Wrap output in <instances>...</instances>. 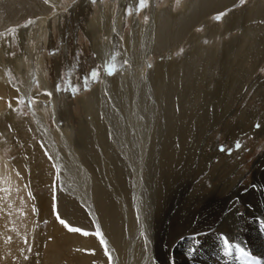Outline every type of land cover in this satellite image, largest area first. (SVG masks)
Wrapping results in <instances>:
<instances>
[{
  "label": "bare ground",
  "instance_id": "obj_1",
  "mask_svg": "<svg viewBox=\"0 0 264 264\" xmlns=\"http://www.w3.org/2000/svg\"><path fill=\"white\" fill-rule=\"evenodd\" d=\"M79 1L84 3L82 12L75 11L79 4L75 6L72 23L83 28L93 43L95 56L89 60V65L102 64V70L116 63L117 66L109 75L99 71L89 82L92 86L102 81L98 86L93 85L95 88L89 97L80 100L82 115L75 119L74 126L70 121L72 102L64 99L63 92L56 94L58 99L53 105L61 113L54 108L53 115L57 128L60 132L63 130V135L56 134V140L55 134L52 136L54 129L46 124L38 105L33 108L35 119L24 118L28 128L35 130L41 146L52 152L50 145L60 143L62 137L60 144L70 145L69 151L76 155L67 161L68 154L62 155L60 150L52 152L61 170L56 188V211L61 221L55 220L51 227L48 242L53 244L49 262L92 264V259L99 260L107 247L108 252L110 249L108 257L103 255L104 260L99 264H168L169 256L163 250L161 233L155 234L152 215L160 214L168 205L171 191L193 167L192 163L202 161L191 157L195 151L203 156L205 147L201 150L199 147L205 135L215 130L225 117L228 107L225 103L219 107L212 105L211 89L213 82L223 83L219 77L230 63L228 52L234 50L238 54L240 47L241 59L242 53L249 49L254 54L264 52V0H251L244 8L231 11L223 18L224 27L221 23H213L211 16L230 8L237 0H185L184 9L179 12L172 8L152 9V21L145 25L136 18L134 36L127 39L121 38L124 16L121 9L118 16L115 15L114 2L110 6L101 5L100 18H93L90 2ZM61 3L62 0H0V28L10 21L40 17L31 18V28L21 30L25 32L21 34L24 51L14 59L4 60V55L10 52L8 44L5 46L0 38L2 131L9 127L7 123L11 118L21 116V100L29 93L34 80L30 78L25 82L23 94L8 81L7 71L16 68L19 72L26 71L25 55L30 59L32 52L30 55L25 44L28 45L32 38V28L39 26L43 15ZM78 16L84 18L78 19ZM201 24L209 37L216 38L234 30H241V33L233 36L230 42H223L221 47L215 43L212 48L203 45V33L195 31ZM116 32L121 41L114 37ZM183 43L191 46L182 57L173 59L172 54L166 55L156 59L153 68L147 67L151 54L156 57L167 50L174 51ZM227 45L230 46L228 52ZM242 46L248 47L242 50ZM111 47L116 57L113 60ZM223 86L230 96L235 86L232 83ZM49 88L53 90L55 83ZM37 92L36 96L43 99L40 104L45 105L48 94ZM222 93L220 89L219 95ZM56 114H61V120ZM257 123L264 125V118ZM70 131L78 135L76 144L69 141ZM20 169V165L11 167L0 155V182L5 185L4 188L0 185L1 191H14L13 184L18 180ZM62 193L82 204L80 212L90 215L95 232L77 229L69 223L68 217L74 215L76 218L77 215L68 209L69 203Z\"/></svg>",
  "mask_w": 264,
  "mask_h": 264
},
{
  "label": "rangeland",
  "instance_id": "obj_2",
  "mask_svg": "<svg viewBox=\"0 0 264 264\" xmlns=\"http://www.w3.org/2000/svg\"><path fill=\"white\" fill-rule=\"evenodd\" d=\"M184 1L88 0L93 9V18H100L101 5L110 6L114 2L116 16L122 10L124 20L120 33L121 38L125 39L134 36L136 18L145 25L149 24L153 17L152 9L172 8L179 12L184 9ZM250 1L237 0L230 8L214 13L211 16L212 22L221 23L224 27L223 18L231 14V11L244 8ZM81 2L62 0L52 12L43 15V21L32 28V38L28 45L25 44L30 55L32 52L30 59L25 55L26 71L19 72L17 68L7 71L8 81L14 83L15 88L23 94L25 82L30 78L34 80L29 93L23 95L21 100V116L11 118L7 123L9 127L0 130V155L11 167L21 166L17 172L18 180L13 184L14 191L7 193L0 190V264H51L48 259L53 244L48 242L51 239L50 231L55 220L61 221L56 206V188L61 170L53 153L60 150V154H68L67 161L74 155V152L69 151L70 145L60 144L62 137L60 143L50 145L53 153L41 146L35 130L28 128L24 118L29 116L35 119L33 108L38 105L40 112L44 113L46 124L51 130L54 129L52 136L55 134L53 138L56 140V134L63 135L53 115V102L58 99L56 94L61 91L64 99L72 102L73 116L70 121L74 126L75 119L82 115L80 100L89 97L94 86L102 81L99 80L94 86L89 85V82L99 71L109 75L117 66L116 63L105 70H102V64L90 66L89 60L95 56L93 43L83 28H77L72 23L78 4L80 6L75 11L80 13L82 10L84 3ZM31 18L35 20L40 17L10 21L0 28V38L10 48V54L4 55L5 61L23 53L21 34L25 32L21 33V30L31 28ZM205 30L203 24L195 29L203 33V45L212 48L215 43L221 47L223 42H230L233 36L241 33V30L228 31L214 38L209 37ZM114 37L121 41L117 32ZM190 46L183 43L174 51L167 50L156 57L151 54L147 67L153 68L155 60L166 55L172 54L173 59H178ZM113 47L110 49L112 60L116 58L112 52ZM229 48L228 45L225 47L227 52ZM245 48L242 46V50ZM240 51L239 47L238 54L234 50L228 52L230 63L222 69V76L219 77L223 83H212V105L219 107L225 103L228 109L217 128L205 135L199 147L200 150L205 147L204 157L196 151L191 157L202 161L192 163L193 167L186 171L176 183L175 190L171 191L168 205L160 214L152 215L155 234L161 233L163 250L169 256L168 264H264V125L257 123L264 118V52L254 54L249 49L242 53L241 59ZM244 73L248 78L243 76ZM51 83H55L53 90L49 88ZM229 83L235 86L230 96L223 86ZM220 89H223L221 95ZM37 90L48 94L44 99L45 105L40 104L43 99L36 96ZM106 108L107 105H104L103 109ZM55 109L61 113L58 108ZM56 117L61 120L62 116L56 114ZM72 129L75 130V127ZM77 140L78 135L75 133L69 141L76 144ZM0 185L5 187L2 182ZM62 196L69 203L68 209L77 215L76 218L74 215L71 218L67 216L69 223L77 229L94 231L96 227L90 215L80 212L82 204L65 193ZM102 252L106 257L110 249L108 252L106 247ZM103 255L100 254L99 260L92 259V264L98 261L97 264L101 263Z\"/></svg>",
  "mask_w": 264,
  "mask_h": 264
},
{
  "label": "snow or ice",
  "instance_id": "obj_3",
  "mask_svg": "<svg viewBox=\"0 0 264 264\" xmlns=\"http://www.w3.org/2000/svg\"><path fill=\"white\" fill-rule=\"evenodd\" d=\"M193 251H194V249H193Z\"/></svg>",
  "mask_w": 264,
  "mask_h": 264
}]
</instances>
